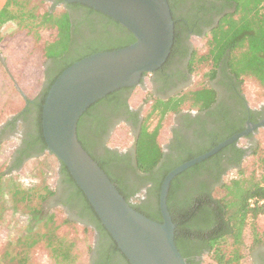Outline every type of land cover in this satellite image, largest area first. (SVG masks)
<instances>
[{
    "label": "trees",
    "instance_id": "trees-1",
    "mask_svg": "<svg viewBox=\"0 0 264 264\" xmlns=\"http://www.w3.org/2000/svg\"><path fill=\"white\" fill-rule=\"evenodd\" d=\"M263 1L264 0L258 1L259 3L257 2L252 5L251 3L248 4L247 0H237L241 12L239 19L231 18L228 20L226 22L227 28L213 33V39L210 41L211 45H214V42H219L218 45H221V48L230 47L231 56L229 66L234 76L239 79L240 84L243 83L242 76L246 75L253 76L264 86V16L261 14L259 8ZM58 3L65 5L67 8L82 7L90 12L103 16L110 23H114L121 31V35L114 43H108L113 45V47H108L105 50L124 47L136 40L133 33L120 23L87 5L80 3H65L62 0H56L54 5ZM38 8L39 5L35 3V0H6L4 6H2V8L0 6V16H8L10 20L16 22L20 31L33 36L37 42L42 39V32L44 30L51 31L50 38L42 45V52L46 58L53 61L54 65H57V71H55L56 69L54 68H48V81L41 96L28 102L17 116L7 122L6 126H10L13 132L16 127V121L19 118L25 120L31 113L33 114V124L35 127L34 133L28 134V136L23 139L21 147L15 150L13 154L15 160L11 164V170L19 169L26 159L33 156V154L28 152L32 146L40 145L37 151L39 155L47 150L42 129V104L44 103L48 90L57 77L75 61L92 53L103 51L100 50V48L91 49L77 59H66L64 55L67 53L72 31L69 12L67 9L59 13L54 12L53 9H48L43 13H39ZM172 14L176 21L177 16L173 11ZM218 45L216 44V47H218ZM212 54H214L213 50L211 51V56L193 54L190 61L192 72L198 70V64L204 61H210L211 64H216L217 61L220 60L221 54L217 56ZM205 75L213 78L215 76V70L207 72ZM126 89L128 88H121L109 93L106 97L91 105L80 118L78 122L79 140L89 153L90 151L80 134L83 118L91 114V111L104 101L110 100L118 102L121 99L120 93ZM149 98L151 99V103L147 113L144 114L140 132L135 142V160L138 170L143 173H149L148 178L151 179L153 183L151 190L155 194L159 207L161 185L166 175L172 169L209 151L221 141L243 130V127L235 128L226 136L218 138L209 147L200 152H191L182 155L176 162H165L160 165L165 157V152L159 141V134L164 127V121L167 116L172 113L180 112L186 105L190 106L191 109H203L208 107L214 99V91L208 86L203 85L201 88L182 92L167 101L161 98H155L152 93H149ZM127 100L126 98V106L128 105ZM224 150H229L231 152L233 159H235L233 161L239 166V169L233 173H229L223 182L217 186L220 188V192L215 195V189L205 193L196 191L195 193L187 195L182 200H177V186L182 182L181 180L183 177L190 175L192 172H198L201 168H206L207 165L213 163H217L222 173L227 171V168H222L220 165L221 154ZM248 150V148L239 145L238 140L201 163L188 168L172 180L168 194V208L176 224L175 242L181 254L186 258V264H196L197 262L194 256L203 254V248H200L198 252H194V250L191 249L190 246L192 242L196 240L202 241L205 244L204 248L207 249L206 255H208L215 264H244L243 261L247 255V250L256 248V246L262 242L256 232V221L259 217L264 216V150L257 152L256 149L252 148L251 153L258 154L259 156L256 167L249 172L242 165ZM115 154L120 158L117 152H115ZM91 155L106 171L124 197L131 201V205L136 210L148 216V214L143 212V203L141 201L133 202L131 198L134 193H126L120 186L118 179L113 177L105 168V163L107 161L105 162L103 159L97 158L93 154ZM122 157L123 156H121V158ZM59 162L61 164L60 173L64 176L63 182L69 184L71 187L70 199L74 198L77 203L81 205L83 212L89 215L95 228L101 233L102 238L105 240L106 248L99 252V258L102 261L101 264H114V260L115 264H117V262L131 264L118 248L116 241L102 224L99 216L89 203L83 191L74 181L67 167L61 163L60 160ZM3 176L4 173L0 172V179ZM39 190L34 188L26 189L17 185L12 192L13 197H16L18 202L24 203L32 213L38 217L40 216L39 219H43L40 230L36 232L37 238H35L30 245L40 239L45 240L56 264H72L78 259L75 243L58 234L60 224L55 222V215L53 213L45 214L42 212L41 208L32 206L34 198H37L39 203L43 204L56 194V189L53 190L48 186H43L42 188L40 187ZM34 195H36V197H34ZM201 214L205 217L203 224L197 221V218ZM148 217L162 222L160 207L153 215ZM65 221H70V218H67ZM248 226L251 227L254 233V239L250 246L246 243L242 235L243 231L248 228ZM19 263L27 264L26 258H20Z\"/></svg>",
    "mask_w": 264,
    "mask_h": 264
},
{
    "label": "flooded vegetation",
    "instance_id": "flooded-vegetation-1",
    "mask_svg": "<svg viewBox=\"0 0 264 264\" xmlns=\"http://www.w3.org/2000/svg\"><path fill=\"white\" fill-rule=\"evenodd\" d=\"M51 1L54 3L56 0ZM168 2L177 16L172 52L161 68L145 75L140 87H143L145 79L148 78L150 86L145 88V92L147 94L152 93L155 98L170 100L182 92L193 90L195 84H200L197 83L199 81H197L198 79H196L190 66L193 54L211 56L213 50L214 54L212 55H221L220 60L216 64H211V68L207 71L215 70V76L210 78L205 76L207 73L205 72L201 79L203 83L198 87L201 88L206 85L211 88L214 91L213 101L203 109H191L190 106L186 105L180 112L171 114L173 123L168 129V137L161 144L165 157L160 165L165 162H176L182 155L191 152H200L235 128L243 127L244 129L248 121L258 122L264 119V101L258 107L249 104L242 88L243 85L231 72L229 66L230 47L221 48V45H218L219 42H214V45L210 44L213 33L227 28L226 22L228 20L231 18L239 19L241 12L237 0H168ZM61 5L69 12L72 23L71 40L67 53L64 55L66 59H77L91 49L105 50L108 47L111 48L113 45L108 43H114L121 35L119 28L103 16L82 7L67 8L65 5ZM193 37L203 40L201 46L202 48L206 47V49L201 50V53L193 44ZM49 68H54L57 71V65L52 64ZM133 89L123 90L118 102L109 100L96 106L91 114L83 118L80 134L90 153L105 162L107 161L105 168L113 177L118 179L120 186L126 193H134L131 198L132 201H141L143 212L150 216L160 206L158 207L155 194L151 190L153 183L148 178L149 173L141 172L136 165L135 142L140 132L144 113L140 107H133L131 104V91ZM126 98L128 99L127 106L125 105ZM120 125L127 126L136 134L133 146L130 148L122 149L110 145L112 135ZM34 128L33 114L31 113L25 120L19 118L16 121L13 132L20 133L18 147H21L23 139L28 134L34 133ZM5 129L11 130V127L6 126ZM256 131L245 138H249L251 141ZM39 148L40 145L32 146L28 152L37 156L39 155L37 154ZM115 152L120 158L116 156ZM121 156L123 157L121 158ZM14 160L15 157H12V162ZM233 160L235 159H233L231 152L224 150L221 154L220 165L222 168H227L226 172L222 173L217 163H213L207 165L206 168H201L198 172H192L183 177L182 182L177 186V200H182L196 191L205 193L213 190L223 182L229 173L239 169ZM63 179L64 176L60 173L56 194L47 201L59 206L70 218L95 228L89 215L83 212L81 205L74 198L70 199L71 187L64 183ZM204 218V215L201 214L197 218L198 223L203 224ZM96 234L91 264H101L99 252L106 248L101 233L96 230ZM204 246L202 241L197 240L192 242L190 246L194 252L203 248L202 255L194 256L196 264H201L207 254V249ZM113 262L115 264V260ZM117 264L122 263L117 262ZM259 264H264V256Z\"/></svg>",
    "mask_w": 264,
    "mask_h": 264
},
{
    "label": "water",
    "instance_id": "water-1",
    "mask_svg": "<svg viewBox=\"0 0 264 264\" xmlns=\"http://www.w3.org/2000/svg\"><path fill=\"white\" fill-rule=\"evenodd\" d=\"M62 1L87 5L111 17L131 31L136 40L124 47L92 53L61 72L42 104V129L47 151L67 167L131 264H186L187 260L175 242L176 224L168 208L172 180L264 127V119L248 121L243 130L166 175L159 196L162 222L136 210L80 142L78 122L91 105L109 93L140 86L146 73L164 65L175 39L170 3L168 0Z\"/></svg>",
    "mask_w": 264,
    "mask_h": 264
},
{
    "label": "rangeland",
    "instance_id": "rangeland-1",
    "mask_svg": "<svg viewBox=\"0 0 264 264\" xmlns=\"http://www.w3.org/2000/svg\"><path fill=\"white\" fill-rule=\"evenodd\" d=\"M247 1L248 4L254 5L261 0ZM5 2L6 0H0L1 8ZM35 3L39 5V13L48 9H53L57 13L65 10L61 4L54 5L51 0H35ZM259 8L264 16V1ZM50 33V30H44L42 39L37 42L33 36L20 31L16 22L10 20L8 16H0V172L4 173L0 179L1 264H20V258H26L27 264H56L45 240L40 239L30 245L37 238L36 232L40 230L43 219H39L40 216L32 213L24 203L18 202L12 192L17 185L26 189L39 190L43 186L56 189L60 178L61 164L54 154L46 150L40 155L26 159L19 169L11 170L12 157L19 145L20 133L5 129L9 120L17 116L28 102L37 99L43 92L48 81V68L53 64V61L46 58L42 52V45L50 38ZM192 42L199 53L206 49L201 46L203 40L193 37ZM198 68L194 71V75L199 81L197 83L200 84H195L194 89L203 83L202 75L211 68V62L204 61L198 64ZM242 78V88L249 104L258 107L264 101V86L253 76L243 75ZM149 86L148 78H146L143 87L137 86L131 91L132 106L140 107L144 114L147 113L151 103L149 93L145 92V88ZM168 117L163 131L165 139L168 137V129L173 123L172 115ZM135 136L134 131L125 125H120L115 129L110 145L122 149L130 148L133 146ZM239 145L249 149L242 164L249 172L256 167L259 156L251 153L252 148L257 152L264 150V127L256 131L251 141L249 138L240 139ZM214 189L215 195L220 192V188L215 187ZM39 204V200L34 198L32 206L41 208L45 214L53 213L55 222L60 224L58 234L75 243L78 259L72 264H91L97 229L70 218L64 210L53 205L50 201ZM67 218H70V221H65ZM256 232L262 242L256 248L247 250L244 264H259L263 259L264 216L257 219ZM242 235L250 246L254 239L251 227L248 226ZM201 264L215 263L206 255Z\"/></svg>",
    "mask_w": 264,
    "mask_h": 264
},
{
    "label": "crops",
    "instance_id": "crops-1",
    "mask_svg": "<svg viewBox=\"0 0 264 264\" xmlns=\"http://www.w3.org/2000/svg\"><path fill=\"white\" fill-rule=\"evenodd\" d=\"M169 115H171V114H169ZM168 115V116H169ZM167 116V118L165 119V121H167L168 120V117ZM165 121H164V127L161 129V132H160V134H159V141H160V143L161 144H163L164 142H165V134H163V131H164V129H165ZM163 141V142H162Z\"/></svg>",
    "mask_w": 264,
    "mask_h": 264
}]
</instances>
